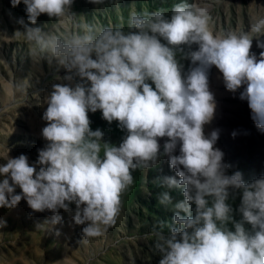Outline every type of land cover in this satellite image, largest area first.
Here are the masks:
<instances>
[{"label":"clouds","instance_id":"obj_1","mask_svg":"<svg viewBox=\"0 0 264 264\" xmlns=\"http://www.w3.org/2000/svg\"><path fill=\"white\" fill-rule=\"evenodd\" d=\"M10 2L25 5L31 25L41 14L75 15L73 0ZM211 19L209 7L183 0L168 13L131 12L127 30L84 24L58 35L18 18L30 56L54 61L65 74L45 98L40 135L46 143L36 161L6 154L0 163V207L11 209L24 199L34 212L48 210V231L62 221L59 210L74 204L73 221L84 225L83 238L100 237L115 225L133 172L166 157L176 176L159 182L180 190L183 199L173 202L168 191L158 196L173 210L171 223L152 230L158 264H264V175L245 181L240 171L228 174L230 165L215 147L219 130L204 131L216 109L212 66L226 90L242 89L239 98L264 130V13H253L247 28L220 34ZM253 38L259 56L251 51ZM97 110L124 132L118 145L104 140L101 129H91L88 113ZM237 195L234 210L229 201ZM5 223L0 220V227Z\"/></svg>","mask_w":264,"mask_h":264},{"label":"rangeland","instance_id":"obj_2","mask_svg":"<svg viewBox=\"0 0 264 264\" xmlns=\"http://www.w3.org/2000/svg\"><path fill=\"white\" fill-rule=\"evenodd\" d=\"M182 0H104L93 5L90 0H73L71 18H49L41 14L35 25L27 20L25 5L13 7L10 0H0V163L3 157L26 154L29 163L36 161L38 149L46 143L40 132L46 122L41 119L45 98L53 83L62 82L64 70L56 63L30 56L31 45L22 34L23 18L31 27L64 35L84 24L118 26L127 30L131 12L171 11ZM194 7H209L211 28L216 34L247 28L253 13H264V0H183ZM264 40V36L260 37ZM262 49L253 38L251 51L259 56ZM187 69L189 62L182 61ZM209 88L214 94L216 109L213 120L205 125L207 135L219 130L215 147L224 153L230 165L228 174L240 171L245 181L264 175V130L251 118L247 100L239 92L226 90L222 74L212 66ZM92 130L103 132V139L118 145L124 132L117 122L109 124L101 112H89ZM235 131V137L232 132ZM166 138L160 139L161 146ZM178 154V153H177ZM134 184L123 194L115 225L103 236L85 240L84 225L73 221L75 205L60 209L62 221L51 230L44 224L52 215L48 210L34 212L24 199L13 208L0 207V264H158L159 254L153 247L152 230L159 222L171 223L173 210L159 203L158 196L168 191L173 202L183 199L178 189H167L159 182L163 176H176L163 157L156 167L133 172ZM179 177H177L178 179ZM17 193L20 189L17 187ZM234 210L240 198L229 201ZM238 218V213L236 214ZM58 230V234H57Z\"/></svg>","mask_w":264,"mask_h":264}]
</instances>
